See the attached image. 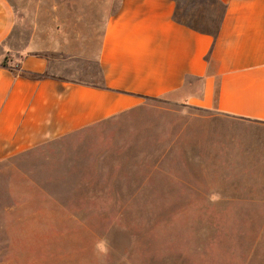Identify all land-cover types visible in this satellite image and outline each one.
<instances>
[{
	"label": "rangeland",
	"instance_id": "374dc122",
	"mask_svg": "<svg viewBox=\"0 0 264 264\" xmlns=\"http://www.w3.org/2000/svg\"><path fill=\"white\" fill-rule=\"evenodd\" d=\"M9 1L45 23L74 0ZM175 3L183 23L216 30L210 0ZM142 114L0 164V264H100L93 241L108 234L104 264H264V171L241 175V126L218 125L238 138L224 156L204 138L192 154L210 114L164 100Z\"/></svg>",
	"mask_w": 264,
	"mask_h": 264
},
{
	"label": "crops",
	"instance_id": "0c3cea01",
	"mask_svg": "<svg viewBox=\"0 0 264 264\" xmlns=\"http://www.w3.org/2000/svg\"><path fill=\"white\" fill-rule=\"evenodd\" d=\"M216 1L224 14L213 36L180 23L173 0H74L45 23L38 11L25 16L0 0V164L102 125L142 120L151 102L164 100L217 120L193 132L192 154L204 138L224 156L225 141L238 138L218 125L241 126V175L264 171V0ZM6 57L14 66L2 64Z\"/></svg>",
	"mask_w": 264,
	"mask_h": 264
},
{
	"label": "clouds",
	"instance_id": "9594fccd",
	"mask_svg": "<svg viewBox=\"0 0 264 264\" xmlns=\"http://www.w3.org/2000/svg\"><path fill=\"white\" fill-rule=\"evenodd\" d=\"M211 198L213 200L219 199L217 195H213ZM112 250L109 234L98 236L93 241V254L97 257L100 264H104L105 258L109 256Z\"/></svg>",
	"mask_w": 264,
	"mask_h": 264
},
{
	"label": "trees",
	"instance_id": "16d2710c",
	"mask_svg": "<svg viewBox=\"0 0 264 264\" xmlns=\"http://www.w3.org/2000/svg\"><path fill=\"white\" fill-rule=\"evenodd\" d=\"M175 1V0H173ZM211 1V5L218 8L220 10V17H219V21L220 19L222 18L223 14H224V7L218 3L216 0H210ZM177 5H176V8H175V18L180 22L182 23L183 25L189 27L190 29L192 30H195V31H198V32H201V33H207V34H210V35H213L215 36L216 33H217V29H218V26L216 27V30L211 32L207 29H199L197 27H194V26H191V25H188V24H185L183 23L182 21H180L178 18H177ZM219 24V22H218ZM3 65H6V58L3 60L2 62ZM20 75L24 78H27V79H30V80H40V79H43L44 75H40V74H34V73H30V72H24V71H21L20 72Z\"/></svg>",
	"mask_w": 264,
	"mask_h": 264
}]
</instances>
